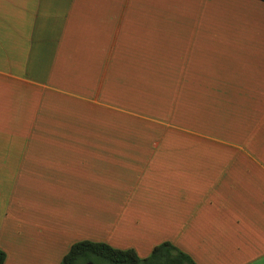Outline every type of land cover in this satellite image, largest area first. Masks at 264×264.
<instances>
[{
  "label": "crops",
  "instance_id": "obj_1",
  "mask_svg": "<svg viewBox=\"0 0 264 264\" xmlns=\"http://www.w3.org/2000/svg\"><path fill=\"white\" fill-rule=\"evenodd\" d=\"M81 241L264 264V2L0 0V249Z\"/></svg>",
  "mask_w": 264,
  "mask_h": 264
},
{
  "label": "trees",
  "instance_id": "obj_2",
  "mask_svg": "<svg viewBox=\"0 0 264 264\" xmlns=\"http://www.w3.org/2000/svg\"><path fill=\"white\" fill-rule=\"evenodd\" d=\"M5 258V253L0 249V264H4ZM90 261L94 264H196L170 243L160 244L148 258L140 259L134 251L118 250L105 243L91 241L73 244L61 264H83Z\"/></svg>",
  "mask_w": 264,
  "mask_h": 264
},
{
  "label": "water",
  "instance_id": "obj_3",
  "mask_svg": "<svg viewBox=\"0 0 264 264\" xmlns=\"http://www.w3.org/2000/svg\"><path fill=\"white\" fill-rule=\"evenodd\" d=\"M83 264H94V263L90 261V262H86V263H83Z\"/></svg>",
  "mask_w": 264,
  "mask_h": 264
}]
</instances>
